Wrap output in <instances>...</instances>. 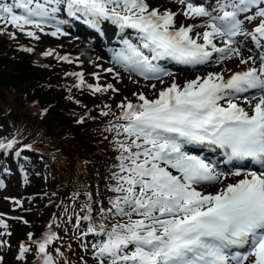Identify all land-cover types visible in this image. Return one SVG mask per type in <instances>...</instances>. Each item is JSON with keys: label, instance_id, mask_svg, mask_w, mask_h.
Returning <instances> with one entry per match:
<instances>
[{"label": "snow or ice", "instance_id": "obj_1", "mask_svg": "<svg viewBox=\"0 0 264 264\" xmlns=\"http://www.w3.org/2000/svg\"><path fill=\"white\" fill-rule=\"evenodd\" d=\"M178 2L185 5L186 19L202 22L177 27L176 12L150 8L147 0H12L0 2V22L39 39L35 31L26 29L43 31L59 11L49 5L64 4L70 16L80 14L92 28L108 21L121 33L134 30L139 45L124 39V48L113 61L161 84V76L171 73L153 61L167 58L183 65H208L215 54L217 64L235 57L246 65L228 75L208 72L182 85L173 80L153 99L134 93L139 103L126 100L117 105L120 114L110 124L123 139L115 140L120 155L118 171L111 177L115 185L109 189L116 195L109 200L111 207L100 212L126 219L110 228L101 224L99 230L89 224L86 234L101 237L92 245L97 264H264V51L256 66L257 58H244L235 39L250 36L262 47L264 0H215L214 6ZM251 9L254 15H245L244 20L259 18V23L245 32L238 17ZM201 28L203 32L197 31ZM58 33L66 34L59 26L48 34ZM51 54L52 50L43 53ZM57 58L72 62L67 56ZM68 75L78 78L75 87L85 84L82 73ZM87 87L93 93L117 91L112 84ZM105 107L110 111V106ZM186 146L220 149L227 162H250L259 169L220 171L186 151ZM229 176L235 179L229 181ZM212 184L220 187L203 190ZM0 227L7 228L3 220ZM55 239L49 231L34 241L42 264H55L48 252ZM28 251L22 243L18 259Z\"/></svg>", "mask_w": 264, "mask_h": 264}, {"label": "rangeland", "instance_id": "obj_2", "mask_svg": "<svg viewBox=\"0 0 264 264\" xmlns=\"http://www.w3.org/2000/svg\"><path fill=\"white\" fill-rule=\"evenodd\" d=\"M147 3L150 8H157L160 11L167 9L176 12L177 27L181 24H198L202 22L201 18H197L196 20L186 19L182 14L185 5L180 4L178 0H167L166 3H157L155 0H147ZM208 4L214 6L215 0H209ZM254 11L255 9H252L248 13L243 14V28L259 23V18H256L251 22L244 20L245 15H254ZM59 19L61 18L59 17ZM57 20L58 19H53L46 24L43 31H39L35 28L26 29L35 31L39 36V39H33L32 37L27 36L25 32L18 31L11 25L5 27L1 22L0 34L9 35V33H11L15 37L14 39L20 48L19 50L23 51L28 56L29 62L34 66L47 69L51 67V69H55L57 72L56 77L58 83H60V85L56 87V89L59 90V96L56 100L74 106L77 113L70 114L72 122L82 121L81 123L87 124L88 133L91 135L95 134L101 138H105L104 136L109 137L110 145L115 144L116 139H123V136L117 137L116 129L112 127V124L116 122V116L120 114V109L117 105L126 100L133 103H139L140 101L137 100V96L134 95V93H143L148 99H153L162 87L170 84L173 80L182 85L185 81L195 79L197 76H205L208 72L225 73L231 69H238L243 66L239 63V59L235 57L231 60H225L221 64H217L214 56L211 61L213 65L212 67H210V65H203L198 67L199 69L193 68L198 71L186 68L180 69V71L171 70L168 71L171 75L161 76V80L164 82L161 84L158 80L145 79L134 72L125 71L124 68L111 62L107 56H104L105 60H103L101 51L98 50V48L96 49L94 45L88 44L84 37H74L69 34L68 31H63L66 33L65 35H60L58 33L57 36H52L48 34L54 31L56 26H58L56 23ZM203 30L204 29L202 28L199 29L200 32H203ZM133 33V38L138 40L135 32ZM127 38H129L128 34ZM98 44L99 42L95 45L97 46ZM25 48H30L32 51H24L23 49ZM49 50H52L51 55H43V53ZM241 55L244 58L252 55L254 58H257V63L259 62L258 53L255 51L243 50ZM58 56H67L72 62L68 63L64 60H60L57 58ZM109 68L113 69V71H106V69ZM68 73H82L85 84L80 88L75 87L78 83V78L74 75H68ZM89 84L93 86L99 84L101 87H106L108 84H112L113 88L117 89V91L109 89L103 93H93L87 87ZM153 84L156 85L155 88L152 87ZM60 96L61 98H59ZM30 104L31 105H26V107L30 108L33 115V121H39L40 124H42V112L44 109L40 110V108H37L38 106L34 105L32 102H30ZM105 105L110 106V111ZM103 111H108L109 114L107 116L101 115ZM61 112L62 114L68 112V109L65 108V111L61 110ZM94 114H98V116H95ZM110 122H112V124H110ZM109 127H112L111 131L106 130ZM40 132L41 129H39V133ZM49 137V135H46L45 138L48 139ZM93 140V144L96 147L102 145V140ZM51 141L52 146L57 150L55 151V159L58 162V165H52L50 171L47 169L42 172L40 181L42 180L46 183L44 189L40 187L37 180H32L30 175L25 173L14 174L8 169H5L4 166L1 167V171L3 172L6 170L9 174L8 176L11 178L7 180L4 175L2 176L3 179L0 178V216L6 215L10 218V235L2 236V240L5 242L6 246H8L6 248L9 250L7 249L8 251L6 250L4 252L0 251V264H42L37 255L36 244L34 241L40 239L38 236H44L45 234H43V232H47V230H55L54 234L57 237V239L48 246V252L53 257L55 264L60 262L62 256L59 255L62 254V251L66 253L63 261L64 263L71 260V264H97V261L93 258V249L90 244L97 242L99 240L98 238H90L86 241L81 237L78 238V240L74 239L71 241L70 239L74 236V232L69 229V225H67V227H59L58 229H55V227L52 228V223L56 221L53 220L56 206L54 205L51 207L52 203L50 202L48 193H50L51 196L53 195V192L57 187H52V185H58L61 181L58 177H63L62 180L65 179V182H70L68 176L72 175L74 169L79 170L82 168L83 160L72 161L70 152V162L66 169L63 165V162H65L63 159L64 157L65 159L68 158L67 153L71 148L66 146V144H62L59 139L51 138ZM114 149L116 152H119L116 144ZM111 154L113 157L117 158V154L119 153L112 152ZM106 161L104 165L109 167L111 173V170H113L111 166L113 165L110 161ZM59 162H62L63 164H59ZM102 180H106L104 176H102ZM64 181H62V185L64 184ZM17 184H21L22 188L18 189ZM218 187H220L219 184H212L203 190L211 192ZM17 201H19V203H17ZM36 201H39V203L36 204ZM38 209H44L46 214L43 218V223L41 221V224L37 227L39 230L36 233H32L28 228V223L25 221V218L29 213L36 212ZM13 221H15L16 226L11 227ZM65 232L66 234H64ZM29 234L32 235L31 240L29 239ZM67 239L70 241L69 245ZM22 243L29 249V251L24 253L22 258L18 259V257H20L19 248ZM63 245L66 247L62 250L60 246ZM54 246H56V248ZM57 250H59V254ZM36 256L37 261H35ZM55 256H57V258H55Z\"/></svg>", "mask_w": 264, "mask_h": 264}, {"label": "trees", "instance_id": "obj_3", "mask_svg": "<svg viewBox=\"0 0 264 264\" xmlns=\"http://www.w3.org/2000/svg\"><path fill=\"white\" fill-rule=\"evenodd\" d=\"M0 2L11 3L12 0H0ZM49 7H58L59 11L56 13L62 14L65 5H49ZM16 11L20 12L18 9ZM14 38L0 34V144L4 145L0 148L1 178L3 179V175L7 180L11 178L5 169L14 174L25 173L30 175L32 180H37L40 187L44 189L46 183L40 181L42 172L47 169L50 171L52 165H58L55 159L57 150L52 146L51 138L59 139L62 144L71 148L69 152L66 151L68 158L64 157V164L62 162L59 164H63L67 169L71 152V160L80 161L81 159L83 165L79 170L74 169L72 175L68 176L70 182H65V179L62 180L63 177H58L61 181L58 185H52V187H57L53 195L48 193L52 203L51 207L56 206L53 217L56 221L52 223V228L58 229L69 225V229L74 232L71 241L81 237L86 241L90 238L100 240L101 237L86 234L89 224L99 230L101 224L110 228L111 224L126 219L115 216L105 217L100 212L101 208L107 210L111 207L109 200L116 195L109 189L115 185V180L111 177L113 172L118 171L116 166L119 162L111 153H119L117 154L119 156L120 152L114 149L115 144H109V137L101 138L95 134L91 135L88 133L87 124L72 122L70 114L77 113L76 108L56 100L59 96V90L56 87L60 83H58L55 69L34 66L30 63L28 56L19 50ZM30 102L38 106L40 110L44 109L42 124L39 121H33L30 108L26 107V105H31ZM65 108L68 112L62 114L61 110L65 111ZM94 115L98 116V114ZM39 129H41L40 133ZM46 135L51 138L46 139ZM93 139L102 140V145L96 147ZM9 144L11 147H8ZM106 160L113 165L111 173L109 167L104 165ZM3 166L5 171L2 172L1 167ZM102 176L106 180H102ZM62 181H64L63 185ZM17 188H22V185L17 184ZM35 203L38 204L39 201ZM45 214L44 209H38L26 216L25 221L28 223L30 232L36 233L39 230L37 227L41 221L43 223ZM85 215H90L91 219L83 220L82 217ZM78 218H81L79 222ZM9 219L6 215L0 216V220L7 225V228L0 227V233H3L0 235V251L2 252L8 249L2 236L10 235ZM14 226H16L15 221L11 224V227ZM54 231L51 230L52 233ZM42 237V235L38 236L40 239ZM67 241L69 245V239ZM60 247L63 250L66 246ZM61 253L59 256L62 257L58 264H71V260L63 262L66 253L64 251ZM35 261H37V256Z\"/></svg>", "mask_w": 264, "mask_h": 264}, {"label": "bare ground", "instance_id": "obj_4", "mask_svg": "<svg viewBox=\"0 0 264 264\" xmlns=\"http://www.w3.org/2000/svg\"><path fill=\"white\" fill-rule=\"evenodd\" d=\"M157 3H163V2H167V0H155ZM100 25H104V26H110L111 29L108 33H104L103 36H101V43L100 46L103 50V52L110 58L113 60L114 55L116 54V51H120L121 49L124 48V44H123V40L119 39L117 34H118V30L116 27H114L113 24H111L108 21H103L100 23ZM113 48V56L110 54H108V51ZM170 59H163V60H159V61H153L156 63H160V64H164V66H167V63ZM246 65H243V67H240L238 69H231L230 71H228L226 73V75L230 74V72H234V71H240L244 68H246ZM235 179L234 177L229 176V181Z\"/></svg>", "mask_w": 264, "mask_h": 264}]
</instances>
